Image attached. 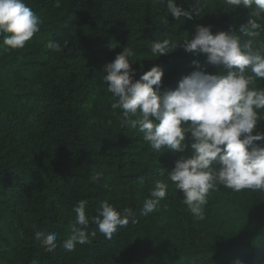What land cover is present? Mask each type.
I'll use <instances>...</instances> for the list:
<instances>
[{"label":"trees","instance_id":"trees-1","mask_svg":"<svg viewBox=\"0 0 264 264\" xmlns=\"http://www.w3.org/2000/svg\"><path fill=\"white\" fill-rule=\"evenodd\" d=\"M24 2L43 23L23 48L8 49L0 38V264H264V191L234 192L218 184L199 220L168 181L158 210L141 215L154 182L167 180L176 161L191 156V140L182 153L151 149L138 128L121 126V110L112 109L114 97L101 79L126 46L136 54L135 80L154 66L163 69L162 92L176 90L194 71L221 73L222 66L187 52L182 42L195 36L196 25L210 26L213 34L239 32L254 18L261 25L254 43L264 45V13L257 17L255 5L237 8L224 0H201L199 16L179 20L160 0ZM177 3L187 10L196 0ZM166 38L181 44L153 55V40ZM50 40L62 51L48 49ZM257 87L264 88V80ZM257 133H264V119ZM100 170L103 179L93 182ZM81 200L88 201L89 216L104 200L121 212L131 208L135 223L111 240L90 224L96 235L89 243L46 252L35 231L65 239Z\"/></svg>","mask_w":264,"mask_h":264},{"label":"clouds","instance_id":"clouds-1","mask_svg":"<svg viewBox=\"0 0 264 264\" xmlns=\"http://www.w3.org/2000/svg\"><path fill=\"white\" fill-rule=\"evenodd\" d=\"M160 2H166L167 11L175 20L200 15L201 0H196L187 10L177 0ZM224 3L248 9L255 5L257 17L264 13V0H224ZM42 23V18L24 0H0V38L8 49L23 48L40 31ZM260 27L254 18L241 25L239 32L230 29L213 34L210 26L196 25L195 36L185 39L183 47L190 53L206 54L209 64L222 66L224 71L218 74L194 71L179 82L176 90L161 91L164 71L159 65L135 80L132 64L137 61L136 54L129 46L104 67L101 79L114 97L112 109L121 110L122 127L138 128L156 152L170 149L182 153L191 140V156H181L167 180L154 182L150 197L143 202L141 215L158 210L167 195L168 181L183 192L182 202L199 220L205 219L208 195L218 184L234 192L264 191V146L255 143L264 141V133L253 135L258 122L264 119L260 111L264 110V88L257 87V81L264 80V45L254 43ZM180 44L173 45L167 38L153 40L150 49L160 57L173 52ZM46 47L54 52L62 51L58 41L50 40ZM193 64L199 67V61ZM217 161L219 168L213 167ZM103 177L100 170L91 180L99 182ZM104 187L110 186L105 183ZM87 209V200L78 202L71 234L63 240H58L55 232L45 234L36 230L35 236L41 240L44 250L52 252L62 246L71 252L77 244L89 243L90 237L96 235L95 230L89 232L90 224L96 225L111 240L130 220L135 223L131 208L121 212L107 200L100 202L95 216H89Z\"/></svg>","mask_w":264,"mask_h":264}]
</instances>
